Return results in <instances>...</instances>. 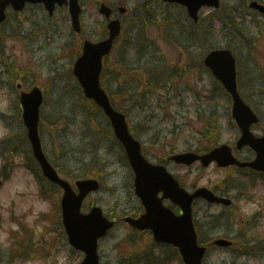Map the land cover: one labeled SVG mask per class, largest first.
Instances as JSON below:
<instances>
[{
  "label": "rangeland",
  "instance_id": "1",
  "mask_svg": "<svg viewBox=\"0 0 264 264\" xmlns=\"http://www.w3.org/2000/svg\"><path fill=\"white\" fill-rule=\"evenodd\" d=\"M138 1L142 0H132L131 5L134 6ZM230 1L233 3H237V0ZM208 11L209 9H206V12ZM254 17L260 18L261 16L252 14L249 16L250 19L248 20L251 21V19ZM101 19H103V16L98 12L94 0H86L85 24L87 26L88 32H91L94 26H98L100 21H102ZM5 31L7 34L8 50L5 55H0V60H5V57H8L11 61H16V63L20 65H24L31 60L32 68L35 69L34 72L36 74V76H33L34 81H38V83H40L45 88V93H47V91L49 93L47 95V99L45 97L46 103L43 105L41 110L43 119L42 130L44 132L43 140L45 142L47 152L49 153V155H51L52 158H55V162H57L64 171L70 174V178L73 179L74 176H85L88 167L92 168L93 166L91 163V159L93 158L92 153L87 154L86 159L83 158V155L86 154L87 151H82L83 146L81 141V139L83 138L82 129L86 126L88 118H90L88 117L89 113L88 110L78 102V97L74 89L71 90L67 85L64 87V84H58L59 80L63 77L60 73H63L62 71L68 65V62L64 58L56 59L60 57V54L57 55L56 53L58 50H60V48L66 41L73 43L69 35V30L64 31L62 27L55 28V33H52L53 36L51 33H49L48 35H41L36 30L31 34L21 35L22 37L27 38V41L31 42L28 46H23L20 44L16 45L12 41L8 40V37L13 38L16 37V35L19 36L20 31L16 27L8 26ZM262 32L260 27L251 24L248 26V28H246V38H257L256 41L260 43L261 36H264L262 35ZM195 34L197 36L199 35L198 33ZM71 36L74 37L73 35ZM50 41L51 43H49ZM230 43H232V45L234 46V43L232 41H230ZM262 44L264 45V40L262 41ZM241 52L245 56L244 57L242 55L244 62L242 61V63H239L238 65L241 77L245 76L244 69L246 70L247 67H249L250 71H253L252 76L261 77V68L259 66L250 67L248 65V62H252L248 61L247 51L242 50ZM169 55L172 56V53H169ZM3 68L4 67L0 66V72L3 70ZM56 70L60 72H57ZM47 76L51 77V79H49ZM64 78L68 80L67 77ZM2 79L10 80L12 79V77L7 73L3 75L0 74V113L4 111L5 122H9L11 120L10 115L15 113V111L12 109V107H14L13 98L15 97V95L12 94L13 98L11 100L7 98L8 96H6L5 92L3 91H8V88L1 89ZM192 80L193 78H191V81ZM211 80L212 79H210V77H206V83L209 87L211 86ZM260 83L261 84L258 85H246L242 89V92L246 95H251L254 87L260 85L264 88V78L260 80ZM200 94L206 96V90L200 89ZM248 98L249 102L252 103L260 112L263 121L260 125L255 127L254 130L256 131L258 127H260L259 130H262L264 128V104H260L258 102L257 96H255L254 94H252ZM194 101L195 99L194 97H192V103H194ZM220 101V104L216 105V103H212L210 107L209 104H207L205 101H203V103L195 102V104H201L202 107H205L209 110H218L219 113H226L229 110V100L225 97L221 98ZM130 111L132 112V110ZM177 112L179 113L177 118L180 122H182L184 119L180 116H183L184 112L180 110H178ZM146 114H149V112H147ZM132 117H136L135 121H133V124L135 125L144 119L145 113L143 111L141 114V110H134ZM193 121V127L190 128L191 133H188L186 131L184 133H180L178 129L177 133L178 137H180V149H184L189 145L196 146L198 144L199 139L197 138V136H194L196 134L193 132L197 126V122H195L196 117H193ZM219 121L222 124L223 129L220 135V141L227 142L229 140L232 141L236 139L238 136V130L237 128L232 127L229 117L223 116L221 120L219 119ZM92 123L93 122H91V124ZM162 127L165 128L168 126L161 124L159 128ZM6 131L7 128L0 122V138L6 134ZM156 137L157 136H155L154 132H150L148 136L143 137L142 140L146 144H149L153 142ZM173 137V135H170L166 138V140L169 142L173 139ZM90 138L91 136H89L87 140H90ZM107 144H110L109 139L107 140ZM90 148H92V145L89 146V149ZM105 152L106 150H103L95 160V163L98 165L101 164V162L107 164V167L103 170V174L100 176L102 177V188L99 191L89 195L85 202V208L89 209L90 205L98 203L103 207L106 213H118L139 205L138 199L135 197V195H131L132 192L129 193L128 187L126 186L128 176H130V169L126 166L125 161H118L115 158V152L112 155H109L108 153L105 154ZM247 152V150L243 151L244 154H247ZM153 154L156 155L152 151L149 152V156L152 159L157 160L152 156ZM0 158L2 161L3 158L1 157V154ZM170 169L173 172L179 171L182 175L190 173L191 176L200 171L198 165H194L191 167H180L172 164L170 166ZM203 171L206 174L205 178L202 180L203 184L205 185H208L211 181L215 180L217 177L223 175L224 173V171L217 169L216 167H214V165ZM34 181V177L26 174L23 169H15L14 173L9 177L7 181L9 183L6 182L8 186L5 185V187L3 184L2 189H0V213L5 214L6 217L10 216L9 206L11 198H16L19 200L18 210L30 211L26 218L28 220H32L30 221V223H34V217L37 216L41 211L53 210L54 205L50 199L46 201L38 197ZM18 192H26V196L20 198L17 196ZM259 192L261 191L259 190L258 193ZM261 194L264 195V192H261ZM257 203L255 202V200H253L251 202H248V204H246L244 207L248 211L254 212L259 208ZM200 207H202L203 210H198L196 218L198 224L200 225V228L204 232V236L210 238L212 235L215 236L219 233H223L221 232L222 230L220 228L213 229V223L205 216L204 210L207 207V203L201 201V203L199 204V208ZM221 209V206L213 205L210 211L213 213H217ZM9 224V221L7 222L6 220L5 226L1 228L2 232L0 239L4 238L6 242H8V232L6 230V225ZM128 230L129 228L127 227V224H124L123 227L114 229L108 237L101 241L100 250L101 254L103 255V262L105 264L118 263L120 252H124L127 248L129 241L126 240V237L128 235H133L136 237V239H138L137 234L130 233ZM52 243L59 245L60 253L55 252L49 259L42 258L41 256L29 262H23L22 260L17 259L14 260L12 264H79L81 259L83 258L82 254L80 253L71 254L68 246L64 244V241L62 242L61 240H59L55 233L53 235ZM169 253H171V249L165 251V254L168 255ZM233 258L234 257H232L229 251L222 248H216L210 253L208 258H206L205 264H260V260H258L257 257L254 258L241 256L238 258V260H234ZM261 261L264 264V260L261 259ZM179 263L180 262L178 261L177 264Z\"/></svg>",
  "mask_w": 264,
  "mask_h": 264
},
{
  "label": "water",
  "instance_id": "2",
  "mask_svg": "<svg viewBox=\"0 0 264 264\" xmlns=\"http://www.w3.org/2000/svg\"><path fill=\"white\" fill-rule=\"evenodd\" d=\"M212 2L214 0H204ZM103 11L106 10L103 5ZM91 53V52H90ZM94 53V52H92ZM87 55V47L85 54ZM82 62V60H81ZM207 62L213 66L215 72L223 79L226 86L235 96L234 116L237 118L243 129V135L239 140V146L250 143L258 150V158L251 163H239L233 158L227 146H222L213 150L211 153L200 156L205 165L213 159H217L219 164L228 165L230 163H239L241 165H251L264 168V137L255 138L249 130L250 124L257 120L251 110L243 103L236 91L234 59L228 50L213 51L207 58ZM97 64L96 58L88 57L85 62V68L92 70ZM80 80L88 96L93 97L103 106L105 112L112 119L118 136L125 143L130 160L134 165L137 178V192L140 194L147 205V213L138 219L127 217L133 225L139 228L151 227L154 230L157 239L168 240L177 244L183 254L184 260L188 264H202V257L205 254L206 247L198 245L197 233L193 224L191 204L196 196H206L210 200L223 201L229 203L230 200L215 196L206 188H200L193 194H188L178 187L176 181L165 171L163 167L151 166L140 153V143L136 141L129 133L124 114L116 111L111 105L105 92L100 88L98 76L94 71H89L83 75L79 74ZM42 101V95L38 89L33 90L32 98L29 94L23 95L24 118L29 127V138L32 141L36 157L40 161L44 173L52 180L60 183L66 192L62 200L63 221L69 233L70 241L79 249L86 252V257L81 264H98L97 240L104 235L108 228L112 226L107 218L102 214L99 207H94L90 213H82L81 206L85 196L89 191L97 189L99 183L94 179H85L78 181L77 184L80 193L76 194L69 183L61 179L54 167L46 159L39 138L38 121L39 105ZM177 161L191 163L198 156L191 152L174 155ZM151 192L149 194V188ZM165 190V196H169L181 205L184 209L182 215L176 216L173 212L162 206L157 193ZM153 200V201H151ZM215 243L228 245L230 242L226 239H217Z\"/></svg>",
  "mask_w": 264,
  "mask_h": 264
},
{
  "label": "flooded vegetation",
  "instance_id": "3",
  "mask_svg": "<svg viewBox=\"0 0 264 264\" xmlns=\"http://www.w3.org/2000/svg\"><path fill=\"white\" fill-rule=\"evenodd\" d=\"M80 1L82 4L84 3V0ZM10 13L14 15V23L24 30L37 28L43 23L45 24V27H49L50 25H52V23L48 21L51 15H48L45 7L39 3H27L25 8L20 11L9 10V12L7 13V21L0 25L4 26L11 21V19H8ZM115 13H117V11Z\"/></svg>",
  "mask_w": 264,
  "mask_h": 264
},
{
  "label": "trees",
  "instance_id": "4",
  "mask_svg": "<svg viewBox=\"0 0 264 264\" xmlns=\"http://www.w3.org/2000/svg\"><path fill=\"white\" fill-rule=\"evenodd\" d=\"M167 101V100H166ZM121 107V106H120ZM121 108H123V107H121Z\"/></svg>",
  "mask_w": 264,
  "mask_h": 264
}]
</instances>
